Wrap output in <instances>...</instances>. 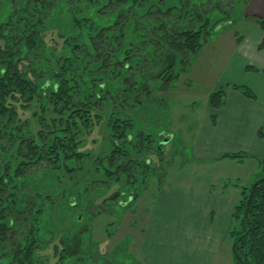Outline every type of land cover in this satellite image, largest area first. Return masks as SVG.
<instances>
[{
  "label": "rangeland",
  "instance_id": "rangeland-1",
  "mask_svg": "<svg viewBox=\"0 0 264 264\" xmlns=\"http://www.w3.org/2000/svg\"><path fill=\"white\" fill-rule=\"evenodd\" d=\"M4 1L0 0L4 26L0 27V45L10 53L9 60L19 58L25 33L36 29L40 37L31 41L21 61L23 77L14 79L10 89L31 71L38 81L37 96L47 99V111L42 112V105L34 100L20 106L12 97L18 105V109L9 108L16 112L12 120L0 116V177L9 178L0 195V223H13L6 249L0 247V264H169L170 259L180 264L178 260L190 257L188 253L203 256L207 264H233L230 240L228 234L222 237V230L227 232L237 224L232 216L234 204L241 188L259 177L260 159L252 164L250 155L238 150L231 151L244 155H218L222 150L204 137L207 103L209 94L220 88L229 98L234 91L226 84L253 85L255 73L246 71V66L264 65V30L259 27L264 0H111L108 5L97 0L86 9L98 13L95 27L89 28L90 39L77 35L64 20L62 6L57 7L61 2L70 11L74 0H12L9 8ZM55 9L67 31L42 25L51 21ZM4 14L9 16L5 19ZM115 14V21L107 23ZM36 20L39 26L33 29ZM131 24L132 32L139 33V44L119 53ZM192 29L199 32L202 46L191 54V62L180 36ZM173 52L179 53L177 67L161 76ZM2 59L0 67L7 64ZM54 83H67V110L61 113L52 104ZM20 89L29 95V83ZM37 106V111H29ZM31 113L41 119L32 118ZM69 115L76 117L77 126L60 133L58 121L64 122ZM120 118L129 120L124 132L130 137L115 145L121 129L112 126ZM31 120L28 132H23ZM164 129L168 143L157 155L154 151L162 140L158 131ZM51 137L67 146L60 167L49 151ZM32 144L35 149L28 148ZM18 165L25 180L14 175L17 181H12V170ZM70 166L73 172L66 170ZM102 169L108 170V176L103 177ZM49 171L59 175H49L43 184ZM70 201L76 202L73 207ZM62 206L68 214L61 211ZM39 209L49 214L55 210L54 224L67 227L58 237L68 245L52 253L57 240L40 237L35 244L39 255L22 259V243ZM81 214L79 231L73 234L69 221L77 215L80 220ZM184 225L186 229L205 225L215 246H197L194 238L177 230ZM167 226L174 231L168 232ZM178 238L190 246L177 247ZM60 250L64 255L58 254ZM162 250L171 258H162ZM146 255L151 258L148 263Z\"/></svg>",
  "mask_w": 264,
  "mask_h": 264
},
{
  "label": "trees",
  "instance_id": "trees-1",
  "mask_svg": "<svg viewBox=\"0 0 264 264\" xmlns=\"http://www.w3.org/2000/svg\"><path fill=\"white\" fill-rule=\"evenodd\" d=\"M5 1L3 4L7 8L10 7V4L11 5L13 4L11 3L12 0H8V2H5ZM108 2L110 3L111 0H105L106 5H108ZM96 3H97V0H74L72 9L70 11H68L69 6L65 4L63 5L61 2L57 4V7L62 6L61 11H62L64 20L67 21L68 26L72 27L71 29L78 32L77 35L80 34L81 38L83 39L84 38L90 39V29L89 28L95 27L93 25L94 23L93 20L97 18L98 13L86 11V9L87 8L90 9L89 7ZM147 7L145 6V8ZM57 11H58V14H60V11L59 10ZM57 11L56 9L53 11L52 13L53 16L50 22H47V23L41 22V23L45 27H48L49 30L50 28L52 29L54 28V30L58 29V30L67 31L66 26L62 27L60 25L59 22L63 20H58ZM142 12L143 11L141 10L140 14ZM5 16L8 17L9 14H6V15L4 14V17ZM116 16H117L116 14L114 16H111L110 18L106 20V22L107 23L114 22L116 19ZM22 22L23 23L21 26V30L24 31V27L26 26V23H24V21ZM1 24H0L1 29H4V26ZM79 24H81V27L79 26ZM38 26H39V23L37 20L34 22L33 25H31L33 29L38 28ZM220 26H222V24L217 25L216 28ZM131 27L132 29L130 30V36H127L126 44L125 45L122 44V47L119 50V53H121L122 50L124 51L125 49H128V47H131V46L136 47L139 44V41H140L138 40L139 33L136 32L134 34L132 32V30H134V26H132V24H131ZM131 27L129 26V29ZM259 27H261V29L264 30V20L261 19V21H259ZM38 34L39 32L36 29H34L29 34L28 33L24 34L26 36V39L25 41L23 40V44L21 46L22 48L20 50L21 54L19 58H17L15 61L9 60L11 58V55H9L10 53L4 52L3 43L0 45V51H1L0 52V62L4 61L2 58H5L7 61L6 65L0 67V116L7 119L8 121H11L13 116L16 113L14 112V110L10 111L9 110L10 107L16 106L18 109V105L23 106V104L25 103L28 104L31 100L32 101L34 100L36 104L40 103V105H42L41 107L42 112L47 111V108L45 106L47 99L44 96H37L36 89H37L38 81L31 71H29V75H26L25 79L17 82V87L15 89L13 90L10 89V84L13 82L14 79L16 80L19 77H23L22 69H21L22 57L26 52H29V46L33 45L31 41L33 42V40H36V37L38 39L40 38ZM128 37L131 39H128ZM180 37L184 42L185 48L190 52L188 53L192 59L191 54H193L197 49H199L202 46L201 45L202 40L199 37V32L194 29H192L191 31L185 30L181 33ZM11 40H14V39L11 38ZM83 41L84 40H82V42ZM149 47L150 49H153L152 46H149ZM259 47H261V45ZM145 50L150 51L147 48H145ZM177 54L179 53L173 52L171 55L167 56V66L165 67L167 70H165L161 74V76L164 75L169 70L176 69L177 67L176 62H177V57H178ZM192 61L193 59L191 60V62ZM10 62H14L15 64L12 65L10 64ZM180 63L181 62H179L178 64L179 66H181ZM246 71H254V72L263 71L264 73V69L260 70L259 68H256L250 65L246 66ZM28 83H29V89L27 91L29 95L24 96V94H22V90L20 89V87L24 86L25 84L27 85ZM227 86L231 88L232 90L240 93L244 97H247L250 99L254 98L253 91L247 86H243V85H227ZM42 89L43 90L46 89L44 85H42ZM51 90L53 91V93H55L54 98L52 100V104L54 105V109H58V110H54V109L53 110L56 112H60V113L67 110L66 108L67 98H68L67 83L65 84V86H60L54 83L51 85ZM12 97H14L17 100L18 105H16L15 102L12 101ZM42 97H44V100L40 101V98ZM224 103H225V93L222 88L215 90L209 94L208 104L210 105L212 109L214 110L219 109L224 105ZM37 110H38V106L37 108L29 109V111H37ZM33 115L34 114L31 113L29 116H33ZM36 117H37V120L41 119V116L39 117L33 116L32 118H36ZM72 117L73 116L69 115V117L64 120L65 123L62 120L58 121V125L60 127V133L66 134V128L72 131L73 130L72 128L77 126L76 117L74 118ZM80 117L81 115H79V117L77 118H79L83 122V120ZM32 118L29 117L28 119L30 120ZM211 121L214 122L213 114L211 116ZM32 122L33 120H31L29 125H27V127H25L22 131L25 133L28 132V129H30ZM34 122L36 124V121ZM128 122L129 120H125L123 118H120L119 120H114L113 122L114 124L112 127L114 129H118V128L121 129V132L116 135L117 140L113 142L115 145H119L117 142L119 139L121 140L123 138L124 140H129L130 136H128L124 132L125 130L128 129ZM158 132L162 136V140L159 141V144H158L159 146L155 148L154 153H156L157 155H159V152L161 153V151L163 150V146L165 147V145H167L166 143H168L167 141L169 138L168 135L165 133L166 129H164V131L159 130ZM69 140L71 139L69 138ZM21 144H22V139L18 141V147H20ZM66 147H67L66 145L63 146V144H58L51 137V140L49 143V151L52 155H54V157L58 161L57 163L58 167H60L61 158H62V155H64V154L61 155V153L66 150ZM28 148L35 149L36 145L32 144V146H28ZM115 151L116 150L114 149L112 152H115ZM126 151L128 152V154H131L132 156H134V150L132 148H128ZM1 152H3L2 149H0V153ZM60 155L61 157H59ZM240 155L243 156L244 154L241 153L237 155V153H234V154L226 153V154L221 155L220 157L236 158V157H239ZM259 159H260L258 162L259 169H260L259 177L255 178L251 182L250 186L246 188L245 187L241 188L240 197L237 200V202L234 204V207L232 210L233 218L234 217L237 218V224L236 225L232 224L231 228L228 230V238L230 240V253H231V259H232L233 264H264V158H259ZM13 167L14 166H10V168H13ZM19 168H20V165H18L12 170L11 176L13 177H10L12 181L16 180L14 175H17L18 178H20L21 180H25L24 172L22 169H19ZM53 169H56V168H53ZM66 170L68 172H73L74 167L70 166ZM9 172H10V169L8 170V174H7L8 176H10ZM102 174H103V177L108 176V170L102 169ZM49 175L50 176L55 175V177L57 178L59 173L54 172V171L45 172L44 176L46 177H43V184L46 183L47 180L50 178ZM53 179H54V182L53 184H51L52 186H54L55 181H56L55 178ZM8 180H9L8 177H0V185L2 187V189L0 190V195H2V192L5 189L4 186H6ZM47 196L48 194L46 195V197ZM75 203L76 202L70 201L69 206L73 207ZM61 211L63 213L68 214V211L63 206L61 207ZM54 213H55L54 209L51 214H49L47 209L37 210L36 217L33 219L28 238L22 243V246H23L22 247V251H23L22 259L29 260L33 256L39 255L38 253L40 252L37 249L35 250V247L37 245V241L40 240V237H43L46 240L52 237L53 239L57 240L55 245L51 247L52 253H57L58 249H63L66 245H68L66 240H64L62 237H58L59 234L63 232V230L66 229L67 227H64L59 224H56V225L54 224L56 223L55 222L56 217ZM79 216L80 215H77L75 216L76 218L74 217L70 219L69 221L70 232H72L73 234L78 233L79 227H80L78 226V224L82 223L83 216L81 214L82 218L78 220ZM47 221H48V224H45ZM12 225L13 223H8V224L0 223V247L1 248L6 249V246H7L6 243L10 239V234L8 230L11 228ZM45 229L47 230L48 234ZM70 237L72 241H74L75 237L74 236H70ZM58 254L64 255V251L60 250Z\"/></svg>",
  "mask_w": 264,
  "mask_h": 264
},
{
  "label": "crops",
  "instance_id": "crops-1",
  "mask_svg": "<svg viewBox=\"0 0 264 264\" xmlns=\"http://www.w3.org/2000/svg\"><path fill=\"white\" fill-rule=\"evenodd\" d=\"M259 69H264V65H262V67L260 66ZM248 72L251 74L255 73L251 75L253 78L251 81L253 85L249 83L250 89L254 93V98L250 99L244 97L240 93L229 88L234 92L230 93L229 98H225V103L221 108L214 110L207 103L208 119L207 126L204 129L206 132L204 137L210 139L216 149L222 150L218 155L229 152L237 153V151L231 150H238V152H244L250 155L251 158L249 160L252 159V164L255 163L256 165V158H264V73L263 71ZM212 114L214 116V122L211 121ZM181 202L187 205H191L192 203L189 200H181ZM227 207L226 202H223L222 210L226 212ZM186 227V225L180 226L177 230H180L182 233L185 231V235L183 236L186 238L188 236L194 238L197 246L208 249L212 247L211 245L215 246L209 238L210 231L207 230L208 228H206L205 225H197L196 227H189L187 229ZM167 228L168 232L174 231L173 226H167ZM222 233H224L222 237H225L228 231L226 232L225 229H223ZM178 234L179 232H176V235ZM163 237L167 238L168 235L165 233ZM182 242L184 241L178 238L176 246H184L185 244V246H190V244H184ZM164 253L165 252L162 250V258L164 256H169L171 258L170 254L164 255ZM188 256H190L187 257L188 260L182 257V260H178V262L180 264H207L203 256L199 258L198 255H194L193 253H188ZM145 257L148 263L151 258L148 255ZM159 260L161 261V258ZM174 261L175 260L170 259L169 264H172ZM162 262L163 261H161V264Z\"/></svg>",
  "mask_w": 264,
  "mask_h": 264
}]
</instances>
